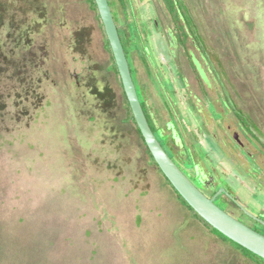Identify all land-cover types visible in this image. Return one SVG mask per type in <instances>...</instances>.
<instances>
[{"label": "rangeland", "instance_id": "374dc122", "mask_svg": "<svg viewBox=\"0 0 264 264\" xmlns=\"http://www.w3.org/2000/svg\"><path fill=\"white\" fill-rule=\"evenodd\" d=\"M141 1L108 0L155 135L163 142L155 127L172 117L189 145L182 98L202 95L161 63L170 48L150 18L172 27L162 0ZM183 1L198 27L186 47L207 57L213 88L264 122L263 0ZM113 63L90 0H0V264H264L181 204L147 156ZM216 166L218 185L259 215L264 192ZM226 199L217 206L260 226Z\"/></svg>", "mask_w": 264, "mask_h": 264}, {"label": "flooded vegetation", "instance_id": "af4514ba", "mask_svg": "<svg viewBox=\"0 0 264 264\" xmlns=\"http://www.w3.org/2000/svg\"><path fill=\"white\" fill-rule=\"evenodd\" d=\"M146 1L148 3L152 2L151 0ZM141 2L143 3L144 0ZM162 3L168 23L172 27L165 31L164 28L159 27L157 20L152 19V17L150 18L154 31H156V36L161 39L166 37L165 39L168 40V45L165 44V46L163 45L164 42H160L163 46L162 50L165 51L167 49L168 51V47L170 48L167 53H163L166 57L162 58L161 54V63L166 70H171V67L172 71L173 68L175 69L176 76L170 75L174 78V82L176 78L180 82L181 80L184 81V85L182 84L184 88H188L189 84L187 82L189 79L187 76L191 75L202 98L195 94L192 97L191 103L186 102V98H182V103L185 105L186 111L192 120L191 127L188 131L192 132L191 138H188L190 141L189 145H184L182 138L177 133V127L172 117L170 118L171 121L166 122L164 127H155L159 136H162L163 142L159 141L155 132L154 135L176 166L205 196L211 198L222 188L230 196V202L238 207L242 205L247 211L248 207L242 203L237 193H228L226 188L218 185L217 179L219 178V174L216 173L215 168L217 167L216 163L218 164L220 162V164H224L234 174V176L226 175V171L217 169L218 172L222 171V175L230 182L240 183L243 186L247 183L249 187L255 185L260 189L259 192H264V130L262 128L264 122L259 121L258 117L251 116L243 111L234 99L228 101L219 88L215 89L211 85L208 77L207 57L202 56L199 52V57H197L186 47L187 40L191 39L188 35L189 32L192 28H195V32L197 33L198 27L194 23L190 9L184 1L181 0V7L184 9L187 20L190 22L189 25L188 21L184 19V15L177 2L175 3L173 0V13L169 12L165 0H162ZM131 10L133 11V8ZM152 12H154V9H152ZM141 22L147 23L145 19H142ZM181 39L184 40L183 46L179 43ZM191 44H193L192 41ZM178 47L186 59V68L180 64V55L177 53ZM188 52L191 56L188 55ZM190 61H192L193 67L189 63ZM165 77L166 75H164V79H166ZM74 78L76 84H78V76L75 75ZM188 93L190 94V92ZM151 119L153 120L152 115ZM169 126H171L170 129ZM200 141H203V144L199 146L198 143ZM209 154L212 155L214 162H210L211 157ZM226 197L228 196L225 193H221L216 197L215 204L217 205L216 200L218 199H221V202L224 204H231L228 201L225 202L228 199ZM227 213L234 217L230 209ZM254 217L264 223V206L261 209V213ZM235 219L242 222L240 219ZM254 221L260 226L252 223H242L264 236V224L257 220Z\"/></svg>", "mask_w": 264, "mask_h": 264}, {"label": "water", "instance_id": "95a60500", "mask_svg": "<svg viewBox=\"0 0 264 264\" xmlns=\"http://www.w3.org/2000/svg\"><path fill=\"white\" fill-rule=\"evenodd\" d=\"M94 3L109 44L132 117L158 169L178 195L205 223L231 242L264 260V236L252 230L242 222L236 220L215 204L216 197H218L221 193H225L228 197H230L224 189H219L214 196L208 198L192 184V182L182 173V171L176 166V164L162 148L161 144L152 132L141 106V102L132 79L128 60L126 58L108 0H94ZM240 208L250 218L263 223L246 211L243 207Z\"/></svg>", "mask_w": 264, "mask_h": 264}, {"label": "trees", "instance_id": "16d2710c", "mask_svg": "<svg viewBox=\"0 0 264 264\" xmlns=\"http://www.w3.org/2000/svg\"><path fill=\"white\" fill-rule=\"evenodd\" d=\"M166 1V3H167V6H168V10H169V12H171V13H173V6H172V3H173V1L172 0H165ZM176 2H177V4L180 6V10H181V12H182V14L184 15V18L185 19H187V16H186V14H185V12H184V9L181 7L182 6V3H181V0H176ZM90 3H91V5L93 6V8H95L96 9V5H95V3H94V0H90ZM109 6H110V4H109ZM113 15V14H112ZM114 19V18H113ZM115 22V21H114ZM118 29V28H117ZM118 32H119V30H118ZM120 34V33H119ZM82 40H83V35H81V33L80 34H78L77 35V42L80 44L81 42H82ZM121 43H122V41H121ZM107 44H108V41H107ZM123 45V44H122ZM108 47H109V44H108ZM123 48H124V46H123ZM131 50H132V48H130ZM130 49L128 50V53L130 52ZM109 50H110V48H109ZM110 52H111V50H110ZM124 52H125V54H126V51H125V49H124ZM128 58V57H127ZM112 60H113V62H114V59H113V56H112ZM130 66V65H129ZM113 67H114V69H115V71H116V73H117V69H116V66H115V63H113ZM130 71H131V75H132V70H131V68H130ZM118 74V73H117ZM123 96H124V98H125V101H126V104H127V106H128V109H129V114H130V116H131V121L133 122V124L135 125V127H136V130H137V133L139 134V137H140V139H141V141H142V143H143V146H144V148H145V151H146V153H147V156L149 157V159L152 161V163L157 167V165L155 164V162H154V160H153V158H152V156H151V154H150V152L148 151V149H147V147H146V145H145V143H144V140H143V138H142V136L140 135V132H139V130H138V128H137V126H136V124H135V121H134V119H133V117H132V114H131V111H130V108H129V105H128V102H127V100H126V97H125V95H124V92H123ZM141 102V101H140ZM141 106H142V108H143V111H144V113H145V116H146V119H147V122H148V124H149V126H150V128H151V130H152V132L154 133L155 131H154V128L152 127V125H151V121H152V119H151V114H150V112L148 111V109H147V107H146V105H145V103L144 104H142V102H141ZM151 119V120H150ZM157 169H158V167H157ZM159 170V169H158ZM160 171V170H159ZM161 173V172H160ZM162 174V173H161ZM164 177V176H163ZM164 179H165V181L167 182V184L171 187V189L174 191V193H175V195H176V197L179 199V201L181 202V204L188 210V211H190V212H192V214H193V216L196 218V219H198L199 221H201L206 227H208L209 228V230L215 235V236H217L218 238H220V239H222L223 241H226V242H228V243H231V244H233V245H235L237 248H239V249H241L242 251H244L247 255H249V256H252V257H256L257 259H259L260 261H262L263 263H264V260H262V259H260L259 257H257V256H255V255H253V254H251L250 252H248V251H246L245 249H243V248H241L240 246H238L237 244H235V243H233V242H231L230 240H228L227 238H225L223 235H221L219 232H217L216 230H214L213 228H211L207 223H205L188 205H187V203L178 195V193L173 189V187L170 185V183L167 181V179L164 177Z\"/></svg>", "mask_w": 264, "mask_h": 264}]
</instances>
